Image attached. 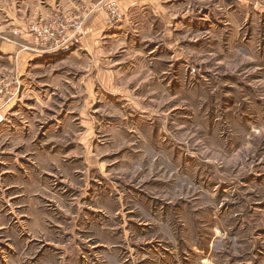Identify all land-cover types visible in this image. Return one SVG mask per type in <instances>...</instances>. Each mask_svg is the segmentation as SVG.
I'll list each match as a JSON object with an SVG mask.
<instances>
[{
  "label": "rangeland",
  "instance_id": "374dc122",
  "mask_svg": "<svg viewBox=\"0 0 264 264\" xmlns=\"http://www.w3.org/2000/svg\"><path fill=\"white\" fill-rule=\"evenodd\" d=\"M0 264H264V0H0Z\"/></svg>",
  "mask_w": 264,
  "mask_h": 264
},
{
  "label": "crops",
  "instance_id": "0c3cea01",
  "mask_svg": "<svg viewBox=\"0 0 264 264\" xmlns=\"http://www.w3.org/2000/svg\"><path fill=\"white\" fill-rule=\"evenodd\" d=\"M47 57H51V56H47ZM54 57H55V58L58 57V54H57V55H54ZM22 197H23V196H22ZM15 210H16V209L14 208V209L11 211V213H12V214H15V213H16ZM14 217H15L14 220L18 221V223L20 224L21 228H19L18 232L15 231V232L12 234V237H13V238L10 239L11 236H9V237L6 239L7 241H8V240H12V241L22 240L23 237L26 235V233L24 232L25 229H24L23 225L21 224V220L19 219V217H17L16 214H15ZM21 217H22V216H21ZM25 221H26V219H25ZM25 221H22V223H26ZM27 225H28V224H27ZM15 226H16V223H15ZM26 236H27V235H26ZM26 236H25V237H26Z\"/></svg>",
  "mask_w": 264,
  "mask_h": 264
}]
</instances>
